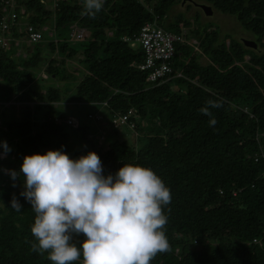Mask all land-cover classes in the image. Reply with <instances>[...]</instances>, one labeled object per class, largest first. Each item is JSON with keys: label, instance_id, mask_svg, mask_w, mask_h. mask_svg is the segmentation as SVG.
Returning <instances> with one entry per match:
<instances>
[{"label": "trees", "instance_id": "obj_1", "mask_svg": "<svg viewBox=\"0 0 264 264\" xmlns=\"http://www.w3.org/2000/svg\"><path fill=\"white\" fill-rule=\"evenodd\" d=\"M189 1L256 47L184 20L185 78L158 83L122 38L153 15L178 34L179 0H20L23 31L4 36L27 23L43 38L0 48V264H264V0ZM71 25L88 37L71 42Z\"/></svg>", "mask_w": 264, "mask_h": 264}, {"label": "built area", "instance_id": "obj_2", "mask_svg": "<svg viewBox=\"0 0 264 264\" xmlns=\"http://www.w3.org/2000/svg\"><path fill=\"white\" fill-rule=\"evenodd\" d=\"M43 2L44 0H39ZM2 4L0 17V48L6 49L8 45L18 48L22 42L27 45H32L40 42L43 38V34L40 31H36L29 24H25L26 38H20L19 36L6 37L4 33L7 30L17 29L18 34L21 33V22L24 20L26 15V9L20 4V0H0ZM19 14V16H18ZM14 28V29H12ZM44 30V29H43ZM85 36V31L81 30L71 34V38L76 40L82 39ZM124 41H130L131 46L135 44L141 47L143 52V62L138 66L142 71L149 72L147 80L151 82L169 80L170 74L172 73V59L175 54V44L183 41L182 34H173L166 32L161 28L157 27L155 23L146 24L143 26L137 36L133 40L124 38ZM18 54H20V50ZM180 77V74H177ZM44 77V76H43ZM125 119L122 118L121 121ZM114 125H117V120L113 121ZM72 124L71 122H69ZM2 156V155H1ZM39 178V175H36ZM236 195V192L233 193ZM119 218V217H118ZM253 243H259L258 240L254 239Z\"/></svg>", "mask_w": 264, "mask_h": 264}, {"label": "rangeland", "instance_id": "obj_3", "mask_svg": "<svg viewBox=\"0 0 264 264\" xmlns=\"http://www.w3.org/2000/svg\"><path fill=\"white\" fill-rule=\"evenodd\" d=\"M51 1L50 0H44L43 4L45 5V7L48 9H54V7L50 6ZM48 5V6H47ZM189 5V6H188ZM207 5V4H206ZM209 6V5H207ZM51 7V8H50ZM151 8V6H150ZM210 10H211V14L210 15H206L202 9L200 7H198L197 4H195L194 2H189V1H185V0H179V4H177L176 6H174L170 12H169V16H168V22H172L175 23L177 21L180 22V28H185L183 24V21H188L190 23L189 28H196V27H200L201 29H203V27H206V29H213L214 27H217L219 32V36L222 38V36L224 35H228L233 39H238V40H246V41H252L249 32H247L246 30H244L240 24L236 21V19L233 16L227 15V14H222L221 12L217 11L214 8H211L210 6ZM27 21V18H26ZM161 27H163L164 29L167 27H165L162 23L159 24ZM185 30V29H184ZM63 34H67L65 31L63 32ZM194 39L190 40L193 41ZM189 41V42H190ZM197 51V50H195ZM264 51V49H262V52ZM19 56L18 51L16 52V57ZM25 55L22 54V57H24ZM247 60V57L245 58ZM181 58L180 56H177V58L175 57V62L178 64L180 62ZM199 63L201 65H206L209 63V60L206 56L202 55V57L199 59ZM74 69L77 70L76 65L73 62L67 61L66 62V66H65V70L67 74H72L74 71ZM44 76V79H47V75L44 73H40V77ZM80 78V76H78V79ZM53 83L55 84V86H59L61 85L60 81H53ZM73 89V88H72ZM4 106L9 107V106H13L12 102H9L7 104H4ZM14 106L17 108L18 104H14ZM6 107V108H7ZM79 106H75L73 104L68 105V111L71 113H76L78 111ZM18 115V108L16 110V116ZM99 118V117H98ZM71 123L75 122L74 120H70ZM120 139V138H118ZM103 141V140H102ZM2 156H4L2 154ZM24 183H28V181H24ZM22 183V184H24ZM47 182H44V184H42V186L44 187V185ZM100 195V192L98 193L97 197ZM96 197V200L92 202V206L95 207L96 203L98 202V199ZM80 198V194L72 197L73 201H77ZM178 253V250L175 251V254Z\"/></svg>", "mask_w": 264, "mask_h": 264}, {"label": "clouds", "instance_id": "obj_4", "mask_svg": "<svg viewBox=\"0 0 264 264\" xmlns=\"http://www.w3.org/2000/svg\"><path fill=\"white\" fill-rule=\"evenodd\" d=\"M51 1V3L50 4H52V5H50V6H52V7H56L55 6V1H57V0H50ZM185 1H189V0H185ZM190 2V1H189ZM43 3V2H42ZM192 3V2H191ZM195 3V2H194ZM195 4H197L198 5V7H200L201 8V6H206V7H209V9H210V6H207L206 4H198V3H195ZM48 6V5H47ZM148 10H149V12H151V8L149 7V8H147ZM202 9V8H201ZM202 11L206 14V15H208L203 9H202ZM210 14H211V10H210ZM49 22L51 23V21L49 20ZM153 23H155V25L157 26V27H159V28H161L162 30H164V31H166V32H169V31H167L166 29H164L163 27H161L160 25H159V18H158V16H156V15H153V17H152V20L151 21H148V22H146L145 24H143L142 26H141V28L143 27V26H145L146 24H153ZM141 28H140V30H141ZM43 31H48V36L49 37H51V36H53V32H54V27H48V25L47 24H45L44 26H43ZM81 30H83V29H76L75 27H74V25H71L70 26V41L71 42H77V41H84L85 40V38H87L88 37V33L85 31V30H83V31H85V36L82 38V39H78V40H76V39H74V38H71V34L72 33H76V32H79V31H81ZM140 30H139V32H140ZM139 32H138V34H139ZM172 33V32H171ZM137 34V35H138ZM173 34H176V33H173ZM178 34H182V36H183V41L182 42H180V43H177V44H181V43H187L188 41H186V31L184 30V28H180V32L178 33ZM137 35H135V36H137ZM135 36H133L132 38H127V37H123L122 38V40L124 39V38H127V39H130V40H133L134 39V37ZM124 41V40H123ZM246 41V40H245ZM125 42H130V41H125ZM251 42V41H250ZM190 43L191 44H195V41H190ZM177 44H175V54H174V57H173V59H172V69H173V71H172V73L170 74V78H169V80H171V79H174V78H185L184 77V74H183V71L179 68V66L174 62V60H175V55H176V45ZM130 45H131V42H130ZM136 45V44H135ZM139 46V45H138ZM143 62V61H142ZM142 62H140L138 65H136V68H138V66L142 63ZM138 70L139 71H141V72H144L145 73V75H146V78H147V76L149 75V72H145V71H142V70H140L139 68H138ZM177 74H180V77H178L177 76ZM169 80H164V81H162V82H160V81H157L158 83H163V82H167V81H169ZM36 175H39V173H34V176H35V180L37 181V182H42V184H44V182H47L45 185H44V187L49 183V180L48 179H45V180H41V177H40V175H39V178L37 179L36 178ZM111 178L108 176L107 177V180H110ZM116 180L118 181V178H116ZM82 187H84V185L82 186ZM78 195V194H77ZM117 200H118V198H116L115 199V201L114 202H105L104 203V206H105V208L108 210V211H111V213H113L114 215H115V217H116V219H120V217H121V215L118 213V202H117ZM119 217V218H118ZM102 221H103V219L102 218H99V225H102Z\"/></svg>", "mask_w": 264, "mask_h": 264}, {"label": "water", "instance_id": "obj_5", "mask_svg": "<svg viewBox=\"0 0 264 264\" xmlns=\"http://www.w3.org/2000/svg\"><path fill=\"white\" fill-rule=\"evenodd\" d=\"M201 8H202V9H203L208 15H210V9H209V7L201 6ZM245 44L248 45V46L256 47V45H255L253 42H250V41H245Z\"/></svg>", "mask_w": 264, "mask_h": 264}]
</instances>
